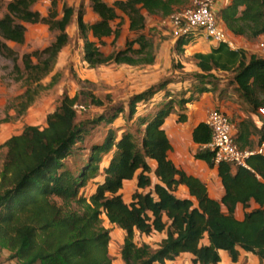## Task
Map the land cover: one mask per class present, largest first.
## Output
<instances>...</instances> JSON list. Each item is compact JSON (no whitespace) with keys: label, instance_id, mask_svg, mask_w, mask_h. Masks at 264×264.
Listing matches in <instances>:
<instances>
[{"label":"trees","instance_id":"1","mask_svg":"<svg viewBox=\"0 0 264 264\" xmlns=\"http://www.w3.org/2000/svg\"><path fill=\"white\" fill-rule=\"evenodd\" d=\"M191 1L90 0L96 19L86 21L82 8L76 10L82 59L90 66L153 63V40L143 31L146 14L166 18ZM33 3L9 1V12L0 17V34L22 42V21L47 24L56 31L54 39L31 52L47 67L68 40L66 26L75 10L63 4L59 12L58 0H50L49 10L43 15L31 8ZM122 15L127 17L134 36L123 48L104 53L99 45L105 37L112 36L113 41L119 37L121 23L115 20ZM218 16L232 35L256 39L264 32V0H229L218 9ZM199 35L192 31L179 35L176 48L181 50ZM193 57L202 72L233 71V80L244 96L264 107V56L248 55L219 41L206 52H194ZM26 64L37 66L30 60ZM210 89L203 82L196 85L199 93ZM154 92L148 88L133 94L127 103L128 116L134 115L138 101ZM90 95L93 103L103 104L102 99ZM166 95L167 99L156 101L155 109L136 116L140 140L130 130L116 135L108 127L101 140L90 143L75 171L64 160L80 147L87 122L111 123L125 106L112 104L92 119L79 121L75 108L79 93L64 94L59 105L47 113L44 126L26 124L0 144L6 148L0 168V243L12 257L20 264H113L108 250L110 229L103 223L104 215L125 232L120 246L124 264H166L167 259L174 260L181 253H189L194 263L220 264L219 249L236 261L239 248L264 260V155H249L248 167L226 161L215 163L212 151L202 147L210 139V127L199 120L191 129V139L198 146L192 155L210 167L216 166L224 189L220 198L211 196L205 181L178 166L169 155L172 144L163 123L173 109V101L167 91ZM194 99L191 94L180 102ZM176 115L178 121H186V108L182 106ZM254 133L258 134L256 140L251 136ZM263 139L264 122L259 127L250 119L238 122L236 140L240 147H254ZM103 151L109 155L101 165L102 178L95 180L88 195L78 193L89 175H96ZM134 177L141 190H135L126 201L121 188L125 180ZM180 184L186 186L187 195L177 194ZM252 200L257 206L250 207ZM239 203L243 208L240 218L235 214ZM135 231L164 232L165 236L154 248L147 242L138 243Z\"/></svg>","mask_w":264,"mask_h":264},{"label":"rangeland","instance_id":"2","mask_svg":"<svg viewBox=\"0 0 264 264\" xmlns=\"http://www.w3.org/2000/svg\"><path fill=\"white\" fill-rule=\"evenodd\" d=\"M9 1L11 0H0V17L9 12ZM106 1L111 3L113 0ZM63 4L71 5L75 10L66 26L68 40L47 67L37 55L31 54L33 50H41L54 39L56 31L50 29L47 24L39 21H22L25 25L22 42L5 39L0 34V144L10 135L20 132L26 124L44 126L47 113L59 105L64 94L72 96L77 92L79 96L75 108L79 121L92 119L112 104H121L125 108L111 123L92 124L87 122V133L80 147L75 154L67 156L64 160V163L72 171L82 164L89 151L90 143L101 140L108 127H112L116 135L123 130H130L134 137L140 140L141 131L140 128H137L136 116L142 111L155 109L158 105L157 102L167 99L166 91L173 101L175 114L180 111L182 106L186 108L187 114V120L184 122L178 121L177 115L175 120H168L166 128L169 132L181 129L187 131L191 123L197 119L193 113L197 103L194 105L190 102L182 104L180 100L191 94L198 99L201 93L196 92V85L202 82L211 87L207 91L209 93L206 94L205 99L214 101L205 108L224 109L236 126L241 119H250L258 127L264 122V113L258 109L260 105H254L244 96L233 80V71L202 72L196 66L193 53L205 49V42L208 38L204 35H199L183 46L181 50L177 49L176 25L171 19L169 17L162 18L156 14H146L143 31L153 40L155 53L153 63L133 65L110 62L90 66L82 59V38L77 26L76 10L82 8L83 18L86 21H93L97 15L90 6V0H58L59 12ZM194 4L195 2L192 0L188 6ZM49 7L50 0H34L31 6L32 9L38 10L43 15L47 14ZM119 20L121 23L119 37L114 41L112 36L105 37L104 42L99 45L104 53L123 48L125 42L134 36V33L128 28L127 17L122 15L115 21ZM197 33H201V31H197ZM236 42L238 47L243 50L242 43ZM41 56L44 57L43 54ZM29 60L32 65L37 64V66L32 68L27 66L26 63ZM148 88L154 89L155 92L151 97L138 101L136 112L132 117H129L127 103L130 97ZM90 94L102 99L103 104L93 103ZM216 99L219 101L217 104ZM257 138L258 134L254 133L253 139ZM181 139L185 145L189 142L186 153L188 159L184 161L185 164L187 163L190 169L198 173H206L209 179L205 182L209 184L214 172L206 165L197 164L192 155L198 146H195L190 140H186L185 137ZM178 149V147L174 148V157H177ZM5 151L6 148L0 146V168ZM108 155L107 151L101 152V161L96 175H89L87 182L78 189V193L88 195L94 189L95 180L102 178L101 165L105 163ZM149 162L153 166V161L149 159ZM151 175L154 179L153 174ZM135 190H141L136 187L135 181H124L121 188L123 198L129 201ZM176 192L178 195H183L187 193V190L179 186ZM242 212L243 208H239L236 215L241 216ZM102 217L104 225L110 229L108 250L112 263L124 264L120 256V246L125 232L109 223L104 215ZM163 234L157 231L151 233L135 231L134 237L138 243L147 242L155 248L159 245ZM260 260L255 261L246 256L237 264H264V260ZM173 262L199 264L191 261L189 253L179 254ZM165 263H169V260L167 259ZM0 264H20L17 258L11 256L10 250L3 243H0ZM228 264L233 263L229 262Z\"/></svg>","mask_w":264,"mask_h":264},{"label":"built area","instance_id":"3","mask_svg":"<svg viewBox=\"0 0 264 264\" xmlns=\"http://www.w3.org/2000/svg\"><path fill=\"white\" fill-rule=\"evenodd\" d=\"M193 6L177 9L168 17L176 25L175 34L179 35L201 31L210 41L225 42L231 48L237 49L235 38L225 28L218 16L217 0H194ZM199 37V36H198ZM257 52L264 56V32L258 37ZM264 113V107H258ZM203 120L210 127V139L202 144L213 153V161H226L232 165L248 167L249 155L259 153L264 155V139L254 147H240L236 140L237 126L231 121L229 114L218 107L208 108Z\"/></svg>","mask_w":264,"mask_h":264},{"label":"crops","instance_id":"4","mask_svg":"<svg viewBox=\"0 0 264 264\" xmlns=\"http://www.w3.org/2000/svg\"><path fill=\"white\" fill-rule=\"evenodd\" d=\"M228 1L229 0H217V4H216L217 9H219L220 7L225 5ZM232 36L236 39V41L242 43L243 48H244L243 50L246 52V54L249 55L251 53H258L257 52L258 38H256V39H247V38H245L243 36H240V35H232ZM205 44H206L205 49H202L200 51H202V52L208 51L210 49L211 45H213L215 43L208 39L207 42H205ZM208 93L209 92L204 91V92H202L200 94L198 99H195V100L190 102L193 105L197 103L196 104L197 105L196 109L193 110L194 111L193 113L197 116V119L195 121H193V123H191V125H190L189 129H187V131L181 129V130H176V131L172 130V132H169L167 130L166 122L168 123V120H175L176 114L173 111V109L169 113V115H167V117L165 118V121L163 123V126L165 127V129L167 131V134H168V136L170 138L171 144H172V148L169 151L170 157L174 160V162L178 166H180L181 168H183L185 171H187L189 173H192V174H195V175L199 176L203 181H207L209 179V177H208V175L206 173H204V174L198 173L195 170L190 169V167L187 165V163L185 164L184 161H187V159H188L186 153H187V144L189 145V142L186 143V145H185L183 139H181V138L185 137L186 140L187 139L190 140L195 146H197V144L194 143L192 141V139H191V129L199 120H203L204 117H202V115L205 114L206 110L208 109V108H205V107L210 105V104H212V103H214L213 100L212 101L208 100V98L205 99V96ZM217 102H219L218 99H216V104H217ZM187 103H189V102H187ZM251 136L254 138V134H252ZM175 147L179 148L176 151L177 157H174V154H173ZM195 160H196L197 164H200L201 166L206 165L207 167H209V169H211V171L214 172L212 180H210L209 184L207 183V186H208V190H209V193H210L211 196L216 197V198H220V196L222 195L224 189H223V186L221 184V181H220L219 177L217 176L216 166L210 167V166H208V164L205 161H203L201 159H196L195 158ZM129 180L135 181V177L132 178V179H127L125 181H129ZM179 186H181L185 190H187L185 185L180 184ZM187 193L183 194L182 196L187 195ZM254 206H257V203H255L252 200L250 202V207H254ZM239 208L242 209V205L240 203L237 204V206H236L235 214L237 213ZM242 214H243V212H242ZM242 214H241V216H237V215L236 216L240 218V217H242ZM162 233H164V232H162ZM162 236L164 237L165 234H163ZM219 255H220V264H228L229 262H231L233 264H237L239 262V260H241L242 258H244L246 256L253 258V260H255V261H261L256 254H254L252 252H249V251H245V250H243L241 248H239L238 259L236 261H232L230 259L229 254H228V252L226 250L219 249ZM171 262H173V260H169V263H166V264H170Z\"/></svg>","mask_w":264,"mask_h":264}]
</instances>
